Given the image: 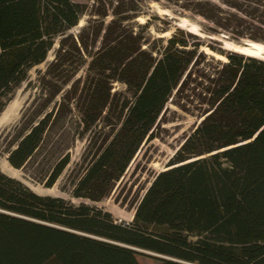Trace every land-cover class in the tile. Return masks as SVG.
<instances>
[{"label": "trees", "instance_id": "1", "mask_svg": "<svg viewBox=\"0 0 264 264\" xmlns=\"http://www.w3.org/2000/svg\"><path fill=\"white\" fill-rule=\"evenodd\" d=\"M144 1L0 0V112L58 37L41 92L47 94L53 79L61 80L53 97L70 86L64 100L76 101L84 132L109 114L113 83L132 94L75 183L74 196L99 201L109 195L153 138L174 92L202 88L207 106L131 223L39 195L0 170V264H140L135 249L169 258L156 257L160 264H264V60L216 49L183 29L151 40L149 23L135 21ZM166 1L211 22L213 34L264 45V0ZM87 13L79 34H69ZM205 45L226 60L204 53ZM84 67L85 78L72 81ZM47 100L16 129L7 156L15 169L31 160L59 118L47 110ZM69 159L68 153L59 159L46 186L55 184Z\"/></svg>", "mask_w": 264, "mask_h": 264}, {"label": "rangeland", "instance_id": "2", "mask_svg": "<svg viewBox=\"0 0 264 264\" xmlns=\"http://www.w3.org/2000/svg\"><path fill=\"white\" fill-rule=\"evenodd\" d=\"M212 1L220 2L219 0ZM88 19L89 13L85 14L79 24L68 33L79 34ZM135 21L142 25L149 23L151 40L159 38L167 40L177 29H183L199 36L207 45L224 51H230L226 49V45L244 46L253 42L249 39L236 41L224 33L213 34L210 29L215 28V26L211 22L166 0H145ZM59 39L60 37L55 40L46 60L29 71L27 79L16 88L10 101L0 112L1 115L14 102H17L16 104H19L18 106L21 108L15 117L16 121L14 119L6 125L0 126V170L2 162L9 163L7 159L8 149L13 136L16 135L17 127L22 124V117L23 121H29L48 102L47 99H50L47 110L58 111L59 118L52 120L51 128L40 148L22 169H14L10 165L18 174V178H13L20 180L31 190L32 188H40L48 191L43 196L62 198L75 206L87 204L111 213L118 223H131L139 202L155 177L167 169L169 161L186 137L195 130L204 118L202 113L207 106L202 101L205 93L202 88L189 89L181 96L174 92L153 129V138L147 139L141 145L123 176L114 184L109 195L99 201L87 197H76L73 194L75 183L83 175L97 148L108 136H111V130L119 122L123 101L125 99L132 100L133 97L124 84L113 83L112 93L116 94V99L109 108V114L105 117L106 114L104 113L96 125L88 132H84L79 110L74 106L76 101L72 100L73 102L69 104L68 100H64V96H68L65 94L70 86H66L58 95L53 97L51 94L57 85H61V80L53 79L45 85L47 94L43 95L41 92L43 87L41 77L55 58ZM207 45L201 48L204 53L216 55L215 58L222 61L226 60L225 56L214 53ZM261 56L264 60V54ZM85 76L86 67L82 68L72 81L84 79ZM62 101L63 104L60 105ZM67 153L70 156L69 163L55 184L52 187L46 186L45 183L49 174L59 159ZM156 257L142 252L137 255L140 264H160V260Z\"/></svg>", "mask_w": 264, "mask_h": 264}, {"label": "bare ground", "instance_id": "3", "mask_svg": "<svg viewBox=\"0 0 264 264\" xmlns=\"http://www.w3.org/2000/svg\"><path fill=\"white\" fill-rule=\"evenodd\" d=\"M225 47H226V49H228V50H230L232 52H237V53H240V54H244L246 56L256 57V58H259V59H262L261 55L264 54V45L260 44V43H256V42L248 43V44H246L244 46L230 44V45H226ZM16 103L14 102V103L10 104L6 108V110L0 115V126L6 125L7 123H9L10 121L15 119V117H16V115L18 113V110L21 109L18 106L19 104H16ZM16 120L17 119H15V121ZM14 169L7 162H2L1 163V170L5 174H7L8 176H11V177L18 178L17 171L14 170ZM32 190L35 193L39 194V195L47 194V192H48V191L41 190L40 188H32Z\"/></svg>", "mask_w": 264, "mask_h": 264}, {"label": "water", "instance_id": "4", "mask_svg": "<svg viewBox=\"0 0 264 264\" xmlns=\"http://www.w3.org/2000/svg\"><path fill=\"white\" fill-rule=\"evenodd\" d=\"M139 252H142V253H147V254H151V255H154V256H157V257H160V258H164V259H169L168 257L166 256H162V255H159V254H156V253H152L150 251H146V250H142V249H135Z\"/></svg>", "mask_w": 264, "mask_h": 264}]
</instances>
